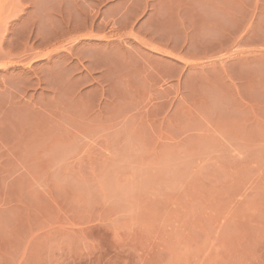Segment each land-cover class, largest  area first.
I'll list each match as a JSON object with an SVG mask.
<instances>
[{"label":"crops","instance_id":"1","mask_svg":"<svg viewBox=\"0 0 264 264\" xmlns=\"http://www.w3.org/2000/svg\"><path fill=\"white\" fill-rule=\"evenodd\" d=\"M69 1L47 17L46 49L10 60L0 39V264H54L88 227L163 242L256 210L264 0ZM5 3L12 18L22 0ZM195 244L169 258L264 264L213 231Z\"/></svg>","mask_w":264,"mask_h":264},{"label":"rangeland","instance_id":"2","mask_svg":"<svg viewBox=\"0 0 264 264\" xmlns=\"http://www.w3.org/2000/svg\"><path fill=\"white\" fill-rule=\"evenodd\" d=\"M69 0H22L16 15L10 14L5 7V0H0V28L6 33L1 36L6 48L8 59L16 60V55L31 43L38 44L40 50L46 49L49 42L46 20L48 16L63 15L65 4ZM60 7L57 13L55 7ZM34 36V37H33ZM46 55V52H40ZM262 195L247 197V205L254 211L229 212L224 215L223 228L215 229H179L160 242L158 228L119 226L114 229H96L88 227L75 242L56 243L54 264H175L171 255L191 257L198 253L200 235L206 230L209 234L221 236L234 253L242 252L243 248L264 257V180ZM252 204V205H251ZM126 221L120 218V224ZM168 232L170 229H167ZM178 234L175 238L174 235ZM164 236V237H165ZM181 243H171L176 240ZM175 248H178L175 252Z\"/></svg>","mask_w":264,"mask_h":264}]
</instances>
